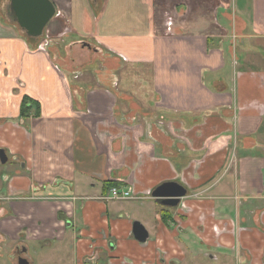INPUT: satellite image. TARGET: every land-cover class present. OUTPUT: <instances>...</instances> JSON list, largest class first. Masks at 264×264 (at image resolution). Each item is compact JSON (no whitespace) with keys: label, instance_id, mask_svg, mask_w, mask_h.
Returning <instances> with one entry per match:
<instances>
[{"label":"crops","instance_id":"1","mask_svg":"<svg viewBox=\"0 0 264 264\" xmlns=\"http://www.w3.org/2000/svg\"><path fill=\"white\" fill-rule=\"evenodd\" d=\"M51 1L38 50L0 0V264H264V0Z\"/></svg>","mask_w":264,"mask_h":264},{"label":"water","instance_id":"2","mask_svg":"<svg viewBox=\"0 0 264 264\" xmlns=\"http://www.w3.org/2000/svg\"><path fill=\"white\" fill-rule=\"evenodd\" d=\"M16 22L25 31L26 35L37 38L42 35L49 20L56 14L51 0H11L10 5ZM7 156L0 148V163L4 164ZM186 195V189L175 181L161 183L156 187L151 196L156 198L161 205L176 207L181 197ZM132 234L139 242L148 238V232L139 221H134ZM18 264H27L25 258L19 256Z\"/></svg>","mask_w":264,"mask_h":264},{"label":"rangeland","instance_id":"3","mask_svg":"<svg viewBox=\"0 0 264 264\" xmlns=\"http://www.w3.org/2000/svg\"><path fill=\"white\" fill-rule=\"evenodd\" d=\"M181 2V0H171V5H172V8L175 4V2ZM210 1L211 0H183V2L189 7L190 9V12L189 14L186 16V17H189V18H198L199 15H201V11H203L204 13V16L206 17L207 20H212L211 17H212V10L210 9ZM192 12V14H190ZM195 14V15H194ZM53 18H51L49 20V22L47 23V27L49 25H51V20ZM192 22V20L190 21ZM60 23V22H59ZM61 25V23H60ZM49 30L46 31V32H43L42 35L40 37H43L39 40V45L41 46H47L49 44L48 42V39L49 38ZM48 35V36H46ZM62 34L59 33L58 36H61ZM70 35H68V37H64V36H61L59 37V41H55L56 44H59L61 45V49L64 47L65 48V45H67L69 43V37ZM39 37V38H40ZM72 39V38H71ZM83 51L81 52L80 50H76L78 52V54H83L84 52H86V49L85 47H83ZM38 50H40V48L38 47ZM45 51V50H44ZM43 51V52H44ZM65 51V50H64ZM74 50H72L71 52H73ZM88 54H92L91 51H87ZM182 249V252H183V255L181 256V262L177 263V264H229L231 261H230V258L228 256H225V255H219L218 256V261H214V260H210L207 255L203 254L202 251H191L189 249H192V248H188L187 251L181 247ZM3 259L5 260L6 258L3 257ZM164 264H169V263H164Z\"/></svg>","mask_w":264,"mask_h":264},{"label":"built area","instance_id":"4","mask_svg":"<svg viewBox=\"0 0 264 264\" xmlns=\"http://www.w3.org/2000/svg\"><path fill=\"white\" fill-rule=\"evenodd\" d=\"M40 49H43L44 46H40ZM106 199H128V198H138L130 189L120 188L119 186H111L107 194L105 195Z\"/></svg>","mask_w":264,"mask_h":264},{"label":"flooded vegetation","instance_id":"5","mask_svg":"<svg viewBox=\"0 0 264 264\" xmlns=\"http://www.w3.org/2000/svg\"><path fill=\"white\" fill-rule=\"evenodd\" d=\"M182 198H183V197H182ZM180 200H181V198H180ZM179 203H180V201H179ZM179 203H178V204H179ZM177 206H178V205H177Z\"/></svg>","mask_w":264,"mask_h":264},{"label":"trees","instance_id":"6","mask_svg":"<svg viewBox=\"0 0 264 264\" xmlns=\"http://www.w3.org/2000/svg\"><path fill=\"white\" fill-rule=\"evenodd\" d=\"M22 104L25 105V102H23Z\"/></svg>","mask_w":264,"mask_h":264}]
</instances>
